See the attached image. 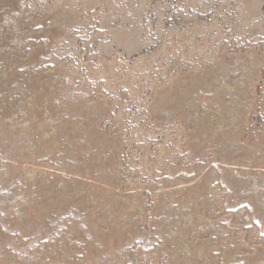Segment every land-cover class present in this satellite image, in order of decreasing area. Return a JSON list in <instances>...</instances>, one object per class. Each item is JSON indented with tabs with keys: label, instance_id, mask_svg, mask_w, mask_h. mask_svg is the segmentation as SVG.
I'll list each match as a JSON object with an SVG mask.
<instances>
[{
	"label": "rangeland",
	"instance_id": "rangeland-1",
	"mask_svg": "<svg viewBox=\"0 0 264 264\" xmlns=\"http://www.w3.org/2000/svg\"><path fill=\"white\" fill-rule=\"evenodd\" d=\"M0 264H264V0H0Z\"/></svg>",
	"mask_w": 264,
	"mask_h": 264
}]
</instances>
